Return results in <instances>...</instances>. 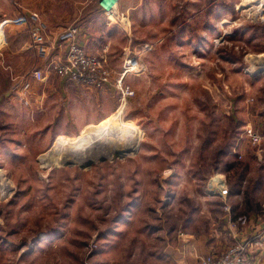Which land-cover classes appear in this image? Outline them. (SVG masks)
<instances>
[{"label": "rangeland", "instance_id": "rangeland-1", "mask_svg": "<svg viewBox=\"0 0 264 264\" xmlns=\"http://www.w3.org/2000/svg\"><path fill=\"white\" fill-rule=\"evenodd\" d=\"M261 3L244 0L224 21L216 14L232 9L231 3L214 0L211 11L207 0H160L155 6L165 10L167 35L165 43L156 44L164 43L162 49L153 40L139 41L148 34L140 15L138 42L119 49L124 58L130 50L150 49L142 54L143 69L136 72V64L129 73L136 76L134 84L128 82L134 94L115 110L124 104L123 119L138 130L136 150L88 165L44 166L41 159L53 149L52 140L32 145L28 154L30 140L17 144L21 157L0 162V264H176L168 254L182 246L179 236L201 209L192 231L208 239L206 210L218 205L208 199L213 186L235 187L247 170L243 157L254 152L264 157ZM64 5L0 0V103L41 60L28 31L32 17L53 30L62 25L50 18V9ZM77 5L68 7L73 11ZM196 11L200 18L193 20ZM58 21L79 22L74 17ZM176 33L184 35L181 43L168 44ZM204 43L207 49L201 50ZM158 58L167 66L157 65ZM164 72L166 77L159 78ZM249 128L263 136L261 143L247 136ZM36 148L43 149L37 158ZM67 149L55 157L64 158ZM248 180L251 188L255 177Z\"/></svg>", "mask_w": 264, "mask_h": 264}, {"label": "crops", "instance_id": "crops-1", "mask_svg": "<svg viewBox=\"0 0 264 264\" xmlns=\"http://www.w3.org/2000/svg\"><path fill=\"white\" fill-rule=\"evenodd\" d=\"M38 1L41 2V0ZM159 1L119 0V10L130 17L129 24L124 29L118 24H111L107 21L100 6V0H47L53 4L56 2L63 3V5L68 4L67 7L62 6L59 11L50 9L52 12L50 18L63 20L74 17L79 20L78 24L83 29L82 45L91 54L105 57L106 67L112 70L111 82L104 89L91 88L77 85L50 72L45 74L43 81L31 80L32 89L29 95V105H25L21 98L10 90L6 92L5 100L3 99L0 103V134L4 131L3 137L0 138V162L7 160L4 157L8 156L21 157L20 152L15 151V148L21 151L17 144H22L24 140H30L26 154L30 153L33 148L32 145H36L38 142L45 143L52 140L50 144L53 148L58 138L78 137L86 127L102 122L115 112L122 97L121 90L117 87V80L121 77L125 60L121 53L122 50L119 48H123L128 43H135L134 41L138 42L140 37L135 34L138 32L139 22L137 19L140 18V15L144 20L142 23L143 32L148 34L147 38L142 37L139 41L149 43L153 40V44L156 42L161 44L163 41L165 43L163 35L166 36L167 31L164 29L163 19L166 16L161 14V11L165 13L163 6H158L159 8L155 6ZM221 1L226 4H233V10L227 7L226 13L218 11L216 14L218 19L224 20L230 17L227 13L238 12V7L242 5L244 0ZM72 2L78 4L77 9L73 11L68 7ZM210 2L212 11L215 8L214 0H207V4ZM92 7L93 9H91ZM196 12H192L193 14L190 16L193 20L200 18L198 17L199 12ZM208 17L213 18L212 14ZM154 19H162L158 22L159 26L154 25ZM58 20L55 21V24L58 23L56 25L62 26H57L53 30L50 29L53 33L69 25ZM223 23L225 24V22ZM260 25L264 29V22ZM183 36L176 33L170 37L168 44L175 41L181 43L180 40L183 39ZM121 39L124 41V45L118 47L117 45L122 43ZM159 43L154 47L158 45L162 49L164 43L162 45ZM207 44L201 45V50L207 49ZM117 49L119 50L117 51ZM155 60L157 65L159 62H165L162 66H167L165 59L160 60L158 58ZM175 65L178 66L177 63ZM135 77L133 74H126L122 81L123 85L128 86L130 81L134 84ZM158 77H166V73L159 74ZM13 141L17 143L15 144ZM24 147L26 146L24 145ZM42 150L36 148L33 150V156L37 158L43 153ZM258 155L254 152L252 156L243 157V161L247 163L245 165L247 170L235 187L228 185L227 198H222V200L219 198L220 196H215L217 193L208 197L211 203L218 204L210 206V211L206 210L211 228L208 239L207 236L204 238L192 231L198 219L203 216L202 209L193 216L190 224L184 229L186 231H182L179 236L182 246L174 253H170L171 255L168 254L169 258H174L176 264H200L201 259L212 252L223 251L236 241H246L254 239L253 236H257L256 234H264V157ZM233 166L231 165V167ZM233 169L234 171L237 170L236 167ZM213 176L225 178L224 173L215 175L214 172ZM251 177H255L254 186L247 188L245 184ZM253 251L251 264H264V237H262V245L257 246Z\"/></svg>", "mask_w": 264, "mask_h": 264}, {"label": "built area", "instance_id": "built-area-1", "mask_svg": "<svg viewBox=\"0 0 264 264\" xmlns=\"http://www.w3.org/2000/svg\"><path fill=\"white\" fill-rule=\"evenodd\" d=\"M118 5L119 0H100V6L107 21L111 24H118L123 28L129 18L128 14L119 10ZM263 6L264 4L261 3L260 8ZM258 13L262 16L264 10L259 9ZM263 16L260 18L263 19ZM32 20L33 23L29 26L28 31L41 60L35 70L28 76L25 75L15 81L10 90L20 97L25 105L30 104L31 80L43 81L45 74L50 72L85 87L104 89L110 85L112 70L106 67L104 56L92 55L83 47L81 44L83 29L79 24L65 26L58 32L53 33L41 21L39 16H33ZM149 49V46H145L142 51L133 52L130 50L125 57L121 77L117 80V87L121 90V101L123 103L126 102L129 96L134 94V90L130 86L123 85L122 81L126 74L135 71L133 69H135L136 64L138 65L136 72L143 69L140 68L142 54H146ZM245 133L255 144H259L263 140L261 134L252 132L250 128L246 129ZM223 187L217 189L213 186L214 191L209 193L214 195L217 191V194L221 195L222 198H227L229 189L226 185H223ZM256 235L253 236L254 239L236 241L223 251L206 255L200 264H251L252 252L254 248L262 245V237H264V234Z\"/></svg>", "mask_w": 264, "mask_h": 264}, {"label": "bare ground", "instance_id": "bare-ground-1", "mask_svg": "<svg viewBox=\"0 0 264 264\" xmlns=\"http://www.w3.org/2000/svg\"><path fill=\"white\" fill-rule=\"evenodd\" d=\"M123 105L100 124L87 127L80 137L58 138L53 149L43 155L41 161L44 166L63 162L88 165L99 159L112 158L136 150L139 132L123 119ZM65 148L68 149L64 158L61 155V158L55 157L56 152Z\"/></svg>", "mask_w": 264, "mask_h": 264}, {"label": "trees", "instance_id": "trees-1", "mask_svg": "<svg viewBox=\"0 0 264 264\" xmlns=\"http://www.w3.org/2000/svg\"><path fill=\"white\" fill-rule=\"evenodd\" d=\"M241 181V180H240Z\"/></svg>", "mask_w": 264, "mask_h": 264}]
</instances>
